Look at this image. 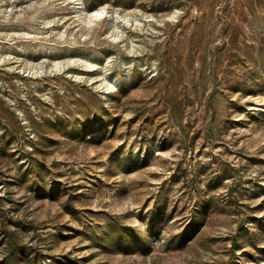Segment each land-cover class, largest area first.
Returning <instances> with one entry per match:
<instances>
[{
	"label": "rangeland",
	"instance_id": "1",
	"mask_svg": "<svg viewBox=\"0 0 264 264\" xmlns=\"http://www.w3.org/2000/svg\"><path fill=\"white\" fill-rule=\"evenodd\" d=\"M232 259L264 264V0H0V264Z\"/></svg>",
	"mask_w": 264,
	"mask_h": 264
},
{
	"label": "trees",
	"instance_id": "2",
	"mask_svg": "<svg viewBox=\"0 0 264 264\" xmlns=\"http://www.w3.org/2000/svg\"><path fill=\"white\" fill-rule=\"evenodd\" d=\"M102 1H105V0H90V2L91 3H93V4H96V3H98V2H102ZM165 97H167L166 95H165ZM233 259L232 260H230L227 264H233Z\"/></svg>",
	"mask_w": 264,
	"mask_h": 264
}]
</instances>
